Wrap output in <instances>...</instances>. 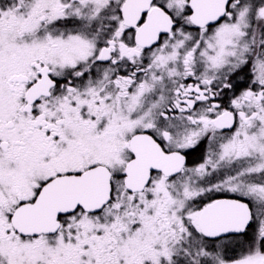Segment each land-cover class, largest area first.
<instances>
[{
  "label": "snow or ice",
  "instance_id": "6c2138e0",
  "mask_svg": "<svg viewBox=\"0 0 264 264\" xmlns=\"http://www.w3.org/2000/svg\"><path fill=\"white\" fill-rule=\"evenodd\" d=\"M0 264H264V0H0Z\"/></svg>",
  "mask_w": 264,
  "mask_h": 264
}]
</instances>
